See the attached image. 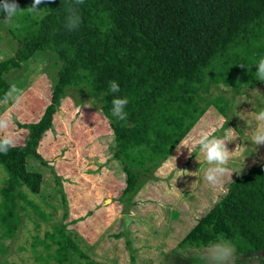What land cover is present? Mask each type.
Wrapping results in <instances>:
<instances>
[{
	"label": "trees",
	"instance_id": "obj_1",
	"mask_svg": "<svg viewBox=\"0 0 264 264\" xmlns=\"http://www.w3.org/2000/svg\"><path fill=\"white\" fill-rule=\"evenodd\" d=\"M33 2L17 0L21 9ZM73 2L44 0L30 35L22 41L16 40L11 25L8 29L18 45L11 57L0 61V98L17 79H10L13 72L36 54L52 53L57 59L42 116L20 125L28 131L23 144L7 155L0 153L7 176L0 190V221L9 239L18 229V213L24 217L29 210L49 222L28 198V193L39 194L42 175L27 166L29 159L42 164L40 143L46 130H53L67 95L92 101L107 121L115 148L112 158L126 176L122 194L129 196L145 182L140 180L143 174L167 161L206 111L213 107L227 117L235 98L264 84L255 75V63L264 56V0H84L76 6L78 27L69 31L65 17ZM112 80L120 86L118 93L108 90ZM114 96L129 100L124 121L112 116ZM56 226L33 241L35 248L43 246L38 264H73L75 259L97 264L63 224ZM221 235L234 245L237 260L264 251V160L229 182L223 197L178 248L200 250ZM130 260L135 264L133 255Z\"/></svg>",
	"mask_w": 264,
	"mask_h": 264
},
{
	"label": "rangeland",
	"instance_id": "obj_2",
	"mask_svg": "<svg viewBox=\"0 0 264 264\" xmlns=\"http://www.w3.org/2000/svg\"><path fill=\"white\" fill-rule=\"evenodd\" d=\"M37 17L22 14L16 18L11 24L16 40L30 35V26ZM2 20L0 61L11 57L18 45L8 33L10 25ZM56 60L52 53H38L10 76L17 78L12 83L24 92L23 104L9 112L8 131L17 145L28 137L27 129L20 125L37 122L50 102ZM87 101L75 93L67 95L55 114L52 135H45L40 143L43 165L29 159L27 168L40 173L42 181L39 194L27 192L28 198L48 216L49 222L41 221L29 210L26 214L30 218L18 213V229L9 239L0 221V250L6 251L5 256L0 253V264H38L36 259L43 258L44 251L43 246L34 247V239L43 238L59 223L97 264H131L132 255L135 264H208L202 249H179L178 243L223 197L229 182L264 160V145L256 146L251 141L257 126L253 113L264 109V84L235 98L227 117L213 107L206 111L182 141L185 146L180 143L167 161L148 175L143 174L140 180L145 182L129 196L122 194L126 176L120 163L112 158L115 148L109 125L94 103ZM8 107L0 105V113ZM227 128L237 133L235 139L226 142L228 150L239 148L229 160L230 172L222 186L213 187L204 178L209 165L194 141L201 130H211L222 137ZM186 146L192 153L197 150L192 161ZM6 180L0 167V190ZM130 210H135L136 215L128 222ZM238 260V264H259L255 258ZM78 261L75 259L73 264Z\"/></svg>",
	"mask_w": 264,
	"mask_h": 264
},
{
	"label": "clouds",
	"instance_id": "obj_3",
	"mask_svg": "<svg viewBox=\"0 0 264 264\" xmlns=\"http://www.w3.org/2000/svg\"><path fill=\"white\" fill-rule=\"evenodd\" d=\"M44 0H34L33 4L27 9H21L17 0H0V13H3V23L13 24L17 17L24 13L38 15L40 5ZM54 2V0H48ZM84 0H74L73 3L68 5L67 16L65 17V27L71 31L78 27L80 17L77 15L76 6L83 4ZM243 67L244 65L241 64ZM256 78L264 82V56H261L255 63ZM108 90L110 93H118L120 91L119 84L115 81L108 82ZM24 101V92L17 84H10L8 90L0 98V105H8L3 113H0V153L7 155L10 149L17 146L16 138L8 131L10 128L9 112L12 109L19 108ZM129 103L127 97L121 98L114 96L111 104V113L118 121H124L127 118L125 107ZM254 118L257 122L256 128L251 133V141L253 144L264 145V109L254 112ZM46 136H51V130H46ZM237 133L233 128H227L222 137L214 135V131L201 130L198 138L194 141V146L198 147L200 152L204 154V159L209 167L205 171L204 178L213 187L222 186L223 178L229 174L228 167L231 156L237 153L239 146L235 151H229L226 142L235 139ZM185 146L183 142L180 144ZM189 149V155L192 149ZM174 158V157H173ZM199 161V159L197 158ZM200 162V161H199ZM135 210H130L128 222H131L135 217ZM202 253L207 260L208 264H235L236 250L232 242L222 235L217 236L214 241L202 246Z\"/></svg>",
	"mask_w": 264,
	"mask_h": 264
},
{
	"label": "water",
	"instance_id": "obj_4",
	"mask_svg": "<svg viewBox=\"0 0 264 264\" xmlns=\"http://www.w3.org/2000/svg\"><path fill=\"white\" fill-rule=\"evenodd\" d=\"M249 258L250 259H254L255 258V259H258V260L264 259V251L256 253L254 255H251V256H249Z\"/></svg>",
	"mask_w": 264,
	"mask_h": 264
}]
</instances>
